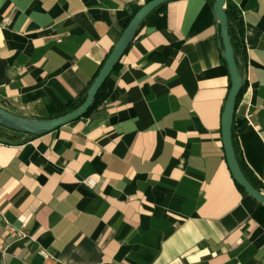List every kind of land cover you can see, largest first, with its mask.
<instances>
[{
    "label": "crops",
    "instance_id": "obj_1",
    "mask_svg": "<svg viewBox=\"0 0 264 264\" xmlns=\"http://www.w3.org/2000/svg\"><path fill=\"white\" fill-rule=\"evenodd\" d=\"M147 1L0 0V106L36 120L65 112ZM231 1L248 51L234 144L264 192V0ZM220 32L215 0L166 2L102 104L25 144L0 142V264H264L263 204L239 189L224 147ZM27 135L0 125L1 137Z\"/></svg>",
    "mask_w": 264,
    "mask_h": 264
},
{
    "label": "water",
    "instance_id": "obj_2",
    "mask_svg": "<svg viewBox=\"0 0 264 264\" xmlns=\"http://www.w3.org/2000/svg\"><path fill=\"white\" fill-rule=\"evenodd\" d=\"M169 1L172 0H149L143 5V7L139 10V12L123 32L117 45L100 70L88 92L85 102L76 110L68 112L57 118L36 120L18 115L0 106V125L13 131L28 134L26 137L19 140L7 139L0 136V142L12 145H22L31 141L36 135L58 129L86 115V113L94 105L98 92L108 81L116 66L121 61L146 18L159 6ZM226 4L227 0H215V13L218 19V26L222 34V44L224 46L223 56L228 64L232 80L230 94L222 119L224 147L230 170L236 182L247 192V194L264 205V192L258 189L244 172L234 144L233 125L235 121L239 95L244 86V77L239 71L230 39L228 18L225 10Z\"/></svg>",
    "mask_w": 264,
    "mask_h": 264
},
{
    "label": "trees",
    "instance_id": "obj_3",
    "mask_svg": "<svg viewBox=\"0 0 264 264\" xmlns=\"http://www.w3.org/2000/svg\"><path fill=\"white\" fill-rule=\"evenodd\" d=\"M142 7H143V5H137V6H135L133 8L130 22L133 20V18L136 16V14L139 12V10ZM225 10H226V13H227L228 30H229V34H230V39H231V42H232V46H233V49H234L235 58H236V61H237L238 67H239V71H240L241 75L244 77V86H243V89H242V91H241V93L239 95V99H238V103H239V100H240L243 92L246 89L245 73H246L247 65H248V54H247L248 51H247V45H246V41H245V22H244V16H243V13H242L241 9L234 2H232L231 0H227V4H226ZM154 12H155V10L152 13L149 14V16L146 18V20L144 21V23L151 16H153ZM143 24L141 25V27L143 26ZM141 27L139 28V30L141 29ZM139 30H138V32H139ZM220 37L222 38L221 32H220ZM108 57H107V59H108ZM107 59H106V61H107ZM105 62H104V64H105ZM119 65H120V62L116 66V68H115L114 71H116L118 69ZM96 77H95V79H96ZM95 79L92 81V83L90 84V86L84 91V93L82 95H80V97H78L77 99H75L74 101H72V102H70L68 104V109L65 112L55 114L50 119L57 118L59 116H62L64 114L68 113V112L74 111L77 108H79L85 102V100L87 98V95H88V92H89L91 86L93 85ZM112 91H113V88H112L111 85H109V83L107 81L104 84V86L100 89V91L98 92V94L96 96V99H95V102H94V105L90 108V110L86 114H88L91 110H93L94 108H96L98 105L102 104L111 95ZM238 103H237V106H238ZM245 123H246V120L245 119H242V118H239V117H236L235 116V121H234V125H233L234 143H235V138H236V136L238 134L237 131L239 129H241L245 125ZM250 181L258 189H260L262 191V189L260 188V186L257 183H255L251 179H250ZM237 185H238L239 189L243 193L247 194V192L238 183H237ZM260 206L264 207L261 204H260Z\"/></svg>",
    "mask_w": 264,
    "mask_h": 264
},
{
    "label": "built area",
    "instance_id": "obj_4",
    "mask_svg": "<svg viewBox=\"0 0 264 264\" xmlns=\"http://www.w3.org/2000/svg\"><path fill=\"white\" fill-rule=\"evenodd\" d=\"M10 19H7L6 20V24H9L10 23ZM260 181L262 183V187L264 188V176L260 178ZM84 183L90 187V188H94L97 184V181L96 179H94L93 177H88L87 179L84 180ZM39 253L41 255H43L45 258H49L51 257L50 253L48 251H46L45 249H40L39 250Z\"/></svg>",
    "mask_w": 264,
    "mask_h": 264
}]
</instances>
